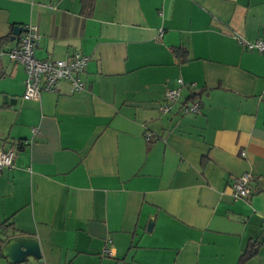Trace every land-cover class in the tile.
Listing matches in <instances>:
<instances>
[{
    "label": "crops",
    "instance_id": "0c3cea01",
    "mask_svg": "<svg viewBox=\"0 0 264 264\" xmlns=\"http://www.w3.org/2000/svg\"><path fill=\"white\" fill-rule=\"evenodd\" d=\"M26 25L36 57L89 60L83 90L23 99L0 57V245L37 236L28 264H238L252 242L242 264H264V54L241 43L264 36V0H0L1 50Z\"/></svg>",
    "mask_w": 264,
    "mask_h": 264
},
{
    "label": "built area",
    "instance_id": "2783aa9c",
    "mask_svg": "<svg viewBox=\"0 0 264 264\" xmlns=\"http://www.w3.org/2000/svg\"><path fill=\"white\" fill-rule=\"evenodd\" d=\"M162 34V31H161ZM39 32L34 25L24 26L14 46L8 50L0 49V57L6 55L11 61L23 66L25 71V88L22 94L23 99H35L41 92L69 93L73 94L84 89L83 74L89 60L88 55L75 52L65 59L38 58L35 55V48L38 44ZM248 50H258L264 54V36L254 41H241ZM181 82V80H178ZM178 89H170L166 93V102L161 110L167 112L171 109V103L177 100ZM199 100H190L183 104L184 114H196L201 110ZM34 131V129H33ZM150 134H147V139ZM244 154V151H242ZM15 156L14 148L0 147V170L10 167ZM250 172L245 171L234 177L231 188L234 197L246 198L251 190L248 186ZM110 240V239H109ZM105 252L111 253L112 248L106 247Z\"/></svg>",
    "mask_w": 264,
    "mask_h": 264
},
{
    "label": "water",
    "instance_id": "95a60500",
    "mask_svg": "<svg viewBox=\"0 0 264 264\" xmlns=\"http://www.w3.org/2000/svg\"><path fill=\"white\" fill-rule=\"evenodd\" d=\"M24 29L23 26H14L13 34L17 36ZM151 221L148 223V228ZM1 254L7 258L10 263L28 264L32 259L41 262L42 248L37 236L29 233H17L8 236L0 245Z\"/></svg>",
    "mask_w": 264,
    "mask_h": 264
},
{
    "label": "trees",
    "instance_id": "16d2710c",
    "mask_svg": "<svg viewBox=\"0 0 264 264\" xmlns=\"http://www.w3.org/2000/svg\"><path fill=\"white\" fill-rule=\"evenodd\" d=\"M82 2V6L83 9L85 11H88L92 9L93 4H94V0H81ZM173 52L178 56L181 57V59L185 60V54H186V50L182 49V48H173ZM183 54V56L181 55ZM254 243L249 242L248 245L246 246L245 250L243 251V253H241V255L239 256V260H238V264H242V262L248 258L251 255H254L257 252V247L253 246Z\"/></svg>",
    "mask_w": 264,
    "mask_h": 264
}]
</instances>
